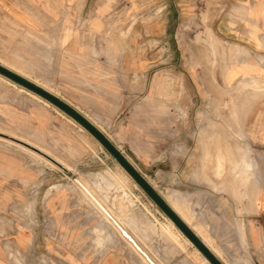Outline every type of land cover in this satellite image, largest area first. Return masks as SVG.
Returning <instances> with one entry per match:
<instances>
[{
  "label": "rangeland",
  "instance_id": "rangeland-1",
  "mask_svg": "<svg viewBox=\"0 0 264 264\" xmlns=\"http://www.w3.org/2000/svg\"><path fill=\"white\" fill-rule=\"evenodd\" d=\"M196 42L201 60L196 78H177L169 66L152 80L149 99L164 110L194 105L193 112H183L189 120L183 140L191 144L194 138L195 157L182 159L187 144L167 145L161 125L166 112L144 136V94H123L120 112L80 109L55 77L50 44L0 18V63L33 83L50 85L93 123L165 201L176 203L222 264H264V85L228 82L226 48L207 32L199 31ZM118 49L120 56L127 50ZM192 88L194 95L188 93ZM145 138L154 140L152 154L165 155L171 146L173 157H149ZM227 147L238 157L217 160L226 167L218 176L214 155ZM244 184L247 196L238 189ZM123 232L154 264H203L201 252L88 130L0 75V264H151Z\"/></svg>",
  "mask_w": 264,
  "mask_h": 264
},
{
  "label": "crops",
  "instance_id": "crops-1",
  "mask_svg": "<svg viewBox=\"0 0 264 264\" xmlns=\"http://www.w3.org/2000/svg\"><path fill=\"white\" fill-rule=\"evenodd\" d=\"M0 18H9L50 44L55 77L80 109L120 112L125 107L123 94H144V136L148 126L151 133L158 125L157 117L162 120L166 112V123L161 125L167 128V145L173 140L176 145L187 144L182 159L195 157L194 138L191 144L183 140V128L189 125L183 112H193L194 105L176 104L165 110L153 105L152 80L171 70L169 66L177 78H196L200 67L195 64L201 61L196 42L199 31L226 48L228 82L253 80L264 85V0H0ZM118 26L126 28L125 38L115 31ZM120 46L127 48L121 56ZM37 85L56 95L50 85ZM188 93L196 92L192 88ZM144 142H150L149 157H173L174 147L168 146L165 155L158 156L152 154L156 152L154 140L145 138ZM227 148L214 155L218 176L226 167L217 160L238 157ZM238 189L247 196L246 184ZM166 201L179 215L176 203ZM17 240L19 245L24 243ZM22 244L19 248L25 251Z\"/></svg>",
  "mask_w": 264,
  "mask_h": 264
},
{
  "label": "water",
  "instance_id": "water-1",
  "mask_svg": "<svg viewBox=\"0 0 264 264\" xmlns=\"http://www.w3.org/2000/svg\"><path fill=\"white\" fill-rule=\"evenodd\" d=\"M0 74L14 83L24 87L25 89L37 94L49 103L55 105L80 125H82L86 130H88L117 160L122 167L128 172V174L135 180V182L151 197V199L157 204V206L168 216L169 219L180 229V231L193 243V245L201 252V254L211 263V264H222V262L217 258V256L205 245V243L197 236V234L184 222V220L174 211V209L159 195V193L151 186V184L139 173V171L129 162V160L115 147V145L86 117H84L77 110L72 108L63 99L52 94L41 86L31 82L25 77L13 72L12 70L6 68L0 64ZM14 142L16 140L9 136H3ZM22 144V143H20ZM24 145V144H23ZM25 147L37 152L41 156L51 160L49 157L38 152L30 146L24 145ZM52 161V160H51ZM54 162V161H52ZM56 165L57 163L54 162ZM59 168L68 173L67 169ZM140 250V249H139ZM143 255L144 253L140 251ZM145 256V255H144Z\"/></svg>",
  "mask_w": 264,
  "mask_h": 264
},
{
  "label": "bare ground",
  "instance_id": "bare-ground-1",
  "mask_svg": "<svg viewBox=\"0 0 264 264\" xmlns=\"http://www.w3.org/2000/svg\"><path fill=\"white\" fill-rule=\"evenodd\" d=\"M1 65H3L2 63H0ZM3 66H5V65H3ZM6 68H8L7 66H5ZM8 69H10V70H12L11 68H8ZM13 72H15L14 70H12ZM15 73H17V72H15ZM17 74H19L20 75V73H17ZM1 75V74H0ZM22 76V75H21ZM261 77V76H260ZM6 78V77H5ZM8 79V78H7ZM27 79V78H26ZM31 82H33V81H31ZM24 88V87H23ZM48 91V90H47ZM35 94V93H34ZM54 94V93H53ZM37 95V94H36ZM38 96V95H37ZM40 97V96H39ZM40 98H42V97H40ZM48 102V101H47ZM24 144V143H23ZM26 144H29L28 142H26ZM31 146H33L32 144H30ZM28 146V145H27ZM35 147V146H34ZM34 149V148H33ZM37 149V148H36ZM35 149V150H36ZM222 164V163H221ZM59 167V166H58ZM62 167V166H61ZM62 168H64V167H62ZM64 169H66V168H64ZM173 204V203H172ZM174 206H175V204H174ZM180 215V214H179ZM185 219V218H184ZM173 222V221H172ZM185 222V221H184ZM188 226H189V223H187V222H185ZM174 224V223H173ZM123 235L130 241V242H132L137 248H138V250L140 249L138 246H137V244L133 241V239H131L130 237H128L124 232H123ZM205 245L208 247V244L207 243H205ZM198 250V249H197ZM139 251H141V249L139 250ZM199 251V250H198ZM144 253V252H143ZM144 255H145V257H147V255L144 253ZM147 259L151 262V264H154V262H152V260L150 259V258H148L147 257ZM202 261V263L203 264H211L205 257L201 260Z\"/></svg>",
  "mask_w": 264,
  "mask_h": 264
}]
</instances>
